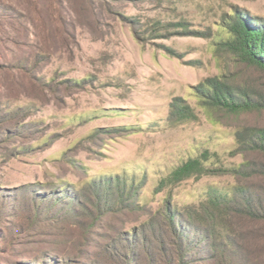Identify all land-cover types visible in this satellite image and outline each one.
Segmentation results:
<instances>
[{"label": "rangeland", "instance_id": "374dc122", "mask_svg": "<svg viewBox=\"0 0 264 264\" xmlns=\"http://www.w3.org/2000/svg\"><path fill=\"white\" fill-rule=\"evenodd\" d=\"M234 12L264 19V0H0V264H80L66 255L111 264L107 251L152 226L166 257L175 255L166 205L182 214L210 189L232 192L238 182L226 174L161 181L204 151L218 155L214 167L240 166L252 156L236 154L237 131L264 125V115L218 114L194 92L215 77L259 78L221 49ZM118 176L140 183L134 196L144 210L104 217L87 240L70 224L29 218L32 196ZM263 227L236 220L219 240L232 237L264 264ZM204 246L187 264H216L198 256ZM148 247L159 255L155 242Z\"/></svg>", "mask_w": 264, "mask_h": 264}, {"label": "trees", "instance_id": "16d2710c", "mask_svg": "<svg viewBox=\"0 0 264 264\" xmlns=\"http://www.w3.org/2000/svg\"><path fill=\"white\" fill-rule=\"evenodd\" d=\"M231 16L233 19L227 23L231 38L220 43L221 49L232 54V61L256 73L261 81L251 76L247 77L244 85H235L224 77H215L195 87L194 92L205 106L218 114L263 116L264 19L252 18L240 12H234ZM175 115L180 116V119L190 118L188 114L179 115L177 111L173 112L174 117ZM236 140V154L250 155L252 159L238 167H214L209 163L218 155L204 151L200 156L190 157L161 181L162 187L190 178L226 174L233 176L238 182L232 192L210 189L204 201L182 208V214L166 205L165 218L173 238L171 244L175 245L174 256L166 257L164 240L162 236L156 235L157 227L152 226L150 232L145 231L146 234L143 233L142 237L134 235L133 239H129V236L122 238L119 245L112 247V251H107V260L111 264H141L145 258L150 264H187L189 254L198 248L201 241H206L207 246L203 250L199 249L198 256L204 254V258L214 260L216 264H254L240 251L235 239L227 237L226 241H222L219 240V235L236 220L264 225V185H248L249 179L264 182V125L238 130ZM260 158L262 160H258ZM87 185L79 191L72 189L63 193L54 191L49 195L32 196L31 205L26 207L29 218L33 223L43 222L48 227L70 224V227L81 229L87 240V235L104 217L122 213L124 210H144L135 199L141 188L140 183L135 180L129 182L126 177L119 176L101 177ZM17 214L15 217L21 220V214ZM190 231L199 240L196 241ZM154 242L160 248L159 255L148 247ZM66 256V261L88 264L79 261L78 256ZM90 264L100 263L91 261Z\"/></svg>", "mask_w": 264, "mask_h": 264}]
</instances>
